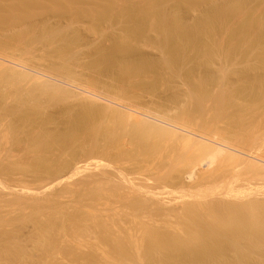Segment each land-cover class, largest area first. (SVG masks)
I'll list each match as a JSON object with an SVG mask.
<instances>
[{
    "label": "bare ground",
    "instance_id": "obj_1",
    "mask_svg": "<svg viewBox=\"0 0 264 264\" xmlns=\"http://www.w3.org/2000/svg\"><path fill=\"white\" fill-rule=\"evenodd\" d=\"M223 1H224L223 4L222 3L218 4V0H0V58H1V56H7L8 58H11V59L13 58L14 60L16 59L17 61H19L20 62V63L18 62L19 64H21V63L32 64L34 68H38L42 71V72L41 71H38V72H41L43 74L45 73L46 75L49 72L48 70H50V72L52 71V68H53V70H55V68H56V69L68 71L69 75L72 74L74 76L73 80L76 79L75 77L80 76L78 74V70H76L75 68H77V67L79 68V64H81L80 65L81 67L79 69L86 70V72H88L89 74L92 71H97L98 73H100L101 76L104 75V76L110 77L109 78L110 82L108 84H106L105 81H103L104 83L100 84L101 81H100V79H98L99 78L98 76H97L98 78L91 77V80H89V79L88 80L90 83L92 82L93 85L95 84L96 86L106 84L105 87L107 86L108 90H105V91L114 93L115 94L114 97L117 98V100L120 101V103L121 102L124 103V100L126 99V101L128 100L129 102L131 100L132 101L134 100L133 102H137V104L139 101H140L139 104L140 103L144 104L146 101L141 102V100H140L141 94L143 92H146V91H147L146 93H148V91H149L148 94L151 93V95H152L155 92L157 94V96H156V94H153L154 95L153 97L154 98H156V97L160 98L161 95L159 93L160 96H158L157 89L161 83H165V81L161 79L162 77H160L159 71L156 70V69H158L157 68L158 67L157 61L158 62H160V61L159 60L154 61L155 56L153 58H151L152 56H148L147 54H145L144 50L146 48L144 49V47H148V49H150V48L157 49V51L159 52V55H158L159 57L165 58V59L168 58L169 62L172 65L179 67V69H180V67L184 68L186 78H184V77L183 78L180 77V78L184 79L186 81L189 80L190 76L191 77L195 76L198 72H201V73L205 72V74H206L207 73L206 71L210 70L209 69L210 66H212L214 64V62L216 63V61L218 60L217 58H219V60H220L221 56H219V55L223 51L225 54L222 53V56L224 54V55H226L225 58L227 57V59H225V61L227 60L228 62H230L229 60H231V63H229V64H233L232 59H234V61L236 63L237 62L239 63V61H241L243 63V60L246 59L247 65L249 64L247 68L246 67L243 68V69L246 68L245 70L242 69L244 72L241 70L242 71L241 80L243 78V80L241 81L242 84L240 85V83H239L240 80H239L238 81L239 85L236 84L237 85V87H236L235 83H234L235 86L231 85L233 83L232 82L230 84V86H232L230 88L231 90H228L230 92L226 93V95L228 94L227 98H226L225 94L220 93L222 95H225V97H224V98H226L225 101H228V102H226L225 105H223L224 102H223V104H220L217 102L218 106L216 108H219L221 113L218 112V109L216 110L217 112L216 111L215 112L218 114L220 113V115L222 114L224 116L228 112L227 111L228 106H226L227 103L229 105V108L234 107L233 112L232 111L228 112V115H227L228 120H226V121L223 120V119H226V117L224 116V118H223V116H221L222 117L221 119L223 120L224 123L223 122L220 123V121H222V120H220V118H218V117H220V116H218V114H217L218 117H215L214 121L212 120L213 118H211L212 116L210 117V115H212V114H210L208 116L209 118H211L210 121L212 120L213 122H216L215 121L216 118H218L220 121L217 120L218 124L216 123L217 124L216 126H212V125H215V123L214 124L210 123V124H212L210 126L209 125L210 121L208 120L209 118L207 117V120H208L207 126L208 127L206 125H204V123L206 124V118L205 117H206L207 113H209V112L206 111L207 112V113L205 112L206 115L205 114H202L203 116L200 115L202 112H204L203 111L204 109L201 108V107H203L202 106L203 104L200 107L199 106L200 103L196 104L199 107L198 106L196 107V105H195V107L197 109L201 108L202 112H201V110L199 111V109L197 110L193 107H191V109H190L189 108L190 102L188 100L189 99L188 97H187L188 99L186 100L187 102L186 101L184 102L185 104L188 103L187 104V105H189V106H187L188 109L182 101V103H183L182 107L181 108L179 107V110L178 109L175 110L176 112L174 111V114L171 113L173 110H171L170 107H169V109L171 111L169 109L165 110L166 106H169L171 103H172L171 105H173L174 102H176V107H177L178 102L175 101V100H177V97H175V95H173V96L171 95L172 96L171 98H167L168 101H170L169 105H165L164 101L162 103V101L160 99L163 100V98H160L158 102L155 101V103H158L157 107H155L156 105H154V107H153V108H155L154 109L155 113L150 111V107L153 106V103L150 104L151 102H147V103H149L148 104L149 107L146 105L147 103L144 105L143 104L137 105V106H140V108H144L145 105L147 106V108H149V110H147L145 107V109H142V112H141L140 108L134 109L135 108L134 105H133L134 107H132V105L130 104V107H128L129 106L128 104L127 105H126V103L124 104V107L126 106V108H129L130 112H132V111H133L132 113L139 112L138 114H140L142 116L145 115L143 118H147V116H150V118L154 117L151 119L153 121H155L156 123L153 121H150V119L149 120L148 119L147 120L142 119V117H140V115H138L139 117H136L137 115L132 116L130 113L126 114L127 111H124L125 113L121 112V111L119 112V110L116 111V110L111 109L110 107H104V106H100V105H96L94 103H91V104L83 105V109L78 111V112L73 111L72 109H74V108L68 109L65 112V114L67 116H69L68 118H70V119L66 121V124L64 125V127L59 128V130L57 131L56 136H55V138L57 139V141H56V139L54 140L53 139L54 137H52L53 134H50V136H47L46 133H44L45 127L50 125L49 123L54 122V119H55L54 115L47 114L45 109H46V107L48 108V104H49V102H51V101H49V99H51L50 97H53V95L54 96H56V95L60 96L61 95L62 98H64L65 96L66 97L68 96V98H69L70 95L69 94L67 95V91L65 92L64 90L60 89L59 87H55L53 85L51 87L49 85L45 86L44 85L45 83L42 84L40 81L43 77H40L37 79L36 77H34L35 75L31 76L30 73L27 74L26 72L24 73L23 71H20V70L19 71L14 70V68H9L10 66H5L1 62H0V89H1V91H0V108L4 109L6 114L11 113L20 122H22L24 124H28L29 126H32V127L35 126L36 127L38 125L37 122H40L42 125H44V127L40 129L41 131L38 132V133H41L42 136L40 137V134H38V135L36 134V136L34 138L35 139L37 138V139H36L35 143L33 144V146L32 147L30 146L31 147L30 151L32 152V154L34 153L37 155L39 152L38 153L35 152L36 151L35 147H37L39 149V151L41 148V149H43V151H46L49 154V152H48L49 149L53 150L54 148H58V147L62 148L63 146H65L67 144L71 145L72 143L73 144L81 143V142L85 141L86 139H88V137L92 138L93 135L98 134V136L103 135L107 139H109L110 141L114 142L113 144L116 145L117 149H120L119 150L120 152H121V150H123L124 152H127L128 154L130 153L132 156L137 157L138 161L136 162L135 165H138L137 163H139V165H141V168L143 167L145 169L146 166L150 162H153L154 157H155L154 154H156L155 152H158L159 149H163L162 147L164 146V144H163V146H160L161 143H165V144L167 143L166 146H169L170 144L172 145L173 142H176V143H174L175 145H178V143H179V146L181 145V143H184L185 145L184 144H182V145L186 149L183 148V149H185V150H183L182 145L179 147V149L181 148L184 152L180 149L181 150L180 155H182V156H181V158L178 159V162H177L178 164L176 163L177 165L173 166V168L177 167V171L180 173L177 175L178 179H180V178H181V180L182 179L183 180L189 179V182H190V180H192V183H193V180H196L198 177H200L201 173H204L203 175L205 176V175H207L206 174L207 170L210 171L209 169H211V167L215 168V166H218V165L220 167L222 163L224 164L223 160L226 161L231 156H233L232 158L235 157L234 161L236 160V157L238 159H240L239 157H241V156L239 154H237V152L235 150H237V148L240 147L239 144L243 143V142H241L244 138V137H242L243 135H241V134H243V132L241 134H239V133L242 130L244 131V129L247 130V128H245V127L243 129L244 124L242 121L245 118V123L247 122L246 121L247 115L251 116V117L248 116L249 117L248 120L252 119L251 121H253L254 118H252V116H253L252 114H253L255 109L250 108V107L247 108V107L243 106V104H242V107H240V104L238 103L239 100H237V95L240 93L243 94V96H244V94H245V96L249 95L250 96L249 98L251 100L250 103H254V102H252V99H253V101H255L256 105L258 104V101L260 98L264 99V97L262 96V95H264V10L261 9L262 11H260V10L258 11L257 9H254V8L249 9V7L251 5L249 7H247L246 2L243 0H223ZM170 3H171L172 8L174 7L175 10L168 13V11H166L165 9H167L166 5L170 4ZM201 3H204V4L206 3L209 6L208 7L209 11H205V12L201 13V15L198 18H196L197 20L194 23L186 22L184 20V18L181 15H179L176 11L178 9H183V8H189V9L196 8L197 5H200ZM233 16L238 17V18L235 17V19H234V21L236 19H238V22L234 27L232 25L231 28H228L227 27V25L229 24L228 18L233 17ZM234 21L232 23H234ZM49 23H51V24H49ZM74 25L76 28L74 27V29H71V31H69V32H72V34L70 35V33H69V36L65 35L64 30L66 31V29H67V28L65 29V27H69V26L71 27ZM77 26L82 31L78 32L77 29H79V28ZM225 26L228 28V30ZM70 27H69V29H70ZM223 27H225L227 32H228V34H226V32H225L226 36L224 34V36L227 40V44L225 47H223L221 44H220L221 46L219 44L217 45L218 42L216 41V38L219 37V33L223 30ZM62 32H64V33H62ZM66 32L68 34V31H66ZM105 32H108V36L106 35L107 38L104 37V38H106V42L102 46H100V47L96 46L95 49L92 50V52H90L91 50H87L90 53L87 51H86V53H82L84 55L83 60L80 63L78 61V65L75 61H77L79 59L74 61L76 64L74 62H70V61L74 60L73 57L75 55H76L75 58L80 57V55H78L79 56L78 57L77 54H75L78 49L79 50L81 49V48H78V43L80 41H82V40L85 41L84 39H87L91 36H96V35L98 36L100 34L103 35V34H105ZM36 47L37 48L39 47V48L37 49ZM33 48L37 49V50H34ZM83 49H81V50L83 51ZM79 50L77 53H79L81 51V50L80 51ZM150 50H153V49H150ZM218 52L220 53L219 55L217 54ZM236 56L240 57L239 61H237V59H239V58H236V60H235L234 57H236ZM80 58H82V55ZM161 58H159V59H161ZM241 58L243 60H241ZM155 60H156V57H155ZM166 61H167V59H166ZM72 63H74L77 66L75 67ZM244 63H246V62H244ZM171 64H170V66H171ZM160 65H161V63H160ZM72 66H74L75 68ZM230 66L232 67V65H230ZM231 71H232V74H234L233 73L234 68H232ZM80 72L81 71H79V73ZM234 72H237V71H234ZM226 73L229 74V72H226ZM238 73H241V72H238ZM238 73H236V74L238 75ZM236 74H234V75H236ZM48 75H50V73ZM72 75H71V77H72ZM208 76L203 77V78H205L204 79L205 82L202 81L203 84L205 83L204 85L202 83H200L201 84V89H200L201 92L200 93H204L203 96H205L206 94L207 95L209 94V88L211 87V86L209 87V85H210L209 83L215 82V81H213V79L216 80V78H212V77H210V76L208 77ZM51 77H54V76L51 75ZM65 77H67V76H65ZM107 77H106V79H107ZM239 78L240 77H238L237 79H239ZM75 82L77 83L76 80H75ZM158 82H160V84ZM92 83H91V85H92ZM206 83H208V84L206 85ZM166 84H167V82H166ZM221 84H223V83H221ZM222 87H223V85L221 86V88ZM227 87H228V85H227ZM226 91H227V89H226ZM244 91H246V92H244ZM140 92H142V93L140 94ZM242 92H244V93H242ZM200 93H199V95H201ZM211 94H213V93H211ZM37 95L39 97H37ZM50 95H52V96H50ZM108 95H110V94H108ZM111 96L113 97V95H111ZM142 96H145V95H142ZM192 97H195V96H192ZM196 97L198 99H195ZM196 97L193 98V100H195V101L198 100L197 102H199L200 100L203 99L202 100L203 103L207 104V102H204L207 99L206 96H205L206 99H205V97L201 99L199 97H202V96L198 97V95H196ZM211 97H212V95H211ZM220 97H222V96H220ZM10 98L12 99V101H8V100H11ZM123 98H125V99L123 100ZM216 98H217V96H216ZM212 99H214V97ZM219 99H221V98H219V95H218V100ZM171 100H173V102H171ZM118 101H116V102H118ZM262 101H260V103ZM6 102L10 103L11 105L6 106V104H7ZM159 102L162 103V105H165L164 110L162 109L163 107L161 105H159ZM197 102H195V103H197ZM214 102H216L215 99H214ZM214 102H212V104ZM193 103H194V101H193ZM166 104H167V102H166ZM249 104H248V106H249ZM184 105L186 108L183 107ZM208 105H209V103H208ZM213 105H212V108H213ZM219 105L221 108L219 107ZM221 105H223L224 108ZM230 105H231V107H230ZM20 106H23L24 109H21ZM193 106H194V104H193ZM144 110H146V111L144 112ZM151 110L154 111L152 109V107H151ZM168 110L170 111L169 113H171V114L168 113ZM209 110H212V109L210 108ZM215 112H214V114H215ZM198 115L201 117V119H202V117H204L205 119L204 118L203 119L205 120V122L202 119L203 120L202 121L203 123H202L201 119L197 117ZM105 116L108 117L109 119H111L110 121H111V123H113L111 125H113V126L112 127L108 126L109 128L105 127L103 129H100L99 127H97L98 126L97 123L99 122V119H101L102 117H105ZM241 116H243L242 119H240ZM38 117H40V120L38 119ZM254 117H255V114H254ZM196 118L200 119L199 122H201V123H198V121L196 122ZM255 118H257V117H255ZM253 122H251V123H253ZM239 123H241L240 126H242L241 129L239 130L240 132L238 133L239 135H241V140H240V138H237L238 137L237 133H236V135H237L236 138H235L236 135L231 134L232 129H231V131H229L232 126L233 127H234V125L237 126V124H239ZM249 123H250V121H249ZM198 124H200V125L203 124L202 129L197 128V127H199ZM29 126H28V131H29ZM203 126H205V127L203 128ZM247 126L248 125H246V127ZM252 126H253V124H252ZM24 129H27V128L24 127ZM235 130H236V128H235ZM33 131H34V129H33ZM33 131H32V133L34 134V132H36L37 129L34 132ZM228 132H231L230 134L232 136L231 135L228 136V134H227ZM257 135H259V134L257 133ZM4 136L5 137H3V139H1L2 141H4L5 139H7V137H9V136L6 137V134ZM95 138H96V136H95ZM251 139H253V138H251ZM255 142H257V141H255ZM168 143H170V144H168ZM245 144H247V143H245ZM254 144L255 143H253L252 145H254ZM159 146H160V148L158 149ZM249 148H250V144H249ZM239 149L241 150V147ZM95 150H96V148H95ZM180 150H177V151H180ZM249 150H251V149H249ZM57 152H59V151H57ZM261 152H262V150H261ZM39 154H41V153H39ZM172 157L174 158V155H172ZM258 158H260V157H258ZM230 159H228V160L231 161ZM135 160H136V158H135ZM240 160L244 161L242 158ZM253 160L254 159H251V160L248 159V160H246L247 162L244 161L245 164L242 161H239V162H241V164L245 165V166H243V167H245V169L242 168L238 172L245 170L247 173H249V172L251 173V172L257 170L260 173L262 171L261 169L264 170V166H260V164H258L259 162L256 163ZM262 160H264V158ZM127 161H125V162H127ZM175 161L176 160L174 159V163H175ZM234 161H233V163H234L233 165L236 164ZM260 163H262V162H260ZM151 164L152 163H150V165ZM239 164H237V165H239ZM100 165L102 166V165H106V164H104L101 160L95 162V167L96 166L98 167ZM8 166H10V164ZM155 166H157V165H155ZM239 166L242 167V165H239ZM3 167L5 168L6 166H3ZM138 167H140V166H138ZM78 168L75 170L76 172L74 171V173H72L73 176H74V174L78 175V173H77ZM86 168L87 167L85 165L84 168L81 170V172L83 170L86 171ZM152 168H153V166L151 167L150 170H152ZM237 168H239V167L237 166ZM112 170H114V169H112ZM153 170H154V168H153ZM103 171L105 172V170H103ZM236 171H235V174L237 173ZM140 172H141V170H140ZM158 172H159V170H158ZM164 172H166V171H163L162 174ZM246 172H242V173L247 174ZM258 172H256V173H258ZM145 173H146V171H145ZM159 173H161V172H159ZM183 173H184V176L182 175ZM262 173H263V171H262ZM142 174H144V173H142ZM164 174H166V173H164ZM251 174H253V173H251ZM106 175H107V173H106ZM248 175L250 176V174H248ZM254 175H255V172H254ZM159 176L160 175H158V177ZM263 176H264V174H263ZM67 177H69V176H67ZM86 177H88V176H86ZM242 177H244V176H241V178ZM70 178H74V177H72V175H71V177L66 178L65 181H68ZM120 178H121L122 182L126 185L127 188L130 186L132 179H134V180L136 179L138 181V177L137 178H132V177L128 178V176H127V178H126L125 174L123 177L120 176ZM139 178H141V176H139ZM151 178H152V176H151ZM159 178H162V176H160ZM63 179H62V181H63ZM99 179L100 178H98V180ZM123 179L126 181H123ZM92 180H93V178H92ZM98 180H96V181H98ZM134 180H132V182H134L132 184H135V186L137 184V186H138L139 183L137 181L135 183ZM74 181H78V180H74ZM103 181L105 182L104 179H103ZM61 182L59 181V184ZM107 182H108V180H107ZM110 182H109V184H110ZM20 183H21V181H20ZM43 183H46V182H43ZM64 183H65L64 185H66V182H64ZM70 183H71V181H70ZM140 183L142 184V181ZM23 184H25V183H23ZM61 184H63V183H61ZM80 184L82 186V183H80ZM98 184L101 185L102 183L101 184L98 183ZM182 184H184V183H182ZM22 185H21V188H19V192L21 191L22 193L24 192L26 194L27 193H29V194L35 193L34 189L31 188L32 185H31V187L30 186L29 187L22 186ZM57 185H58V183H57ZM84 185H85V183H84ZM249 185H250V183H249ZM4 186H6V184ZM51 186H53V185H51ZM135 186L133 188L137 189V190L147 189L146 187L140 189V187L142 185L138 186L139 189ZM6 187H9V186H6ZM143 187H144V185H143ZM70 188L71 187H69V189ZM78 188H79V186H78ZM78 188H75V189H78ZM96 188L97 189L95 191H93V195L95 197V200H97V198H99L101 196V193H103L104 191H106V192L108 191V189H104V187L103 188L102 187H99V188L96 187ZM11 189H13V188H11ZM44 189H45V187H44ZM90 189H91V187H90ZM122 189H124V187ZM78 190H79V192H78L79 196L78 197L76 196L77 190L76 191L73 190V191H75V193L74 192L73 193L77 198H79L80 201L85 200V199L86 200L91 199L89 197V196H91V192H92L91 190H89L91 192L88 191L89 192L88 195H87L86 191H85V193H83L84 192L83 189H78ZM80 190H81V192H80ZM14 191H16V190H14ZM50 191H51V188H50ZM68 191L69 190H67V192ZM71 191H72V189H71ZM148 191L149 190H146L145 192L143 191L141 193H146V194L148 193L151 196L152 195H154V196L158 195L157 192H153V191L148 192ZM64 192L65 191H63V193ZM108 192H107V194L104 192L105 193L104 195H106V196L108 195V198H110L111 193L109 192V194H110L109 195ZM163 192H165V191H163ZM37 193L38 192L36 189V194ZM121 193H123V192H121ZM69 194H68V196H69ZM237 194L238 193H235V195H237ZM121 195L114 194V196H118V197L120 196L121 198H124V200H122V201H127V199L130 201V199L133 198V197L131 198V196H132L131 194H130L131 195L130 197H129V194H128V196L127 195L123 196V194H121ZM230 195H232V194H230ZM235 195H233L234 199H235ZM60 196H62V195L60 194ZM114 196L112 195L111 197L113 198ZM22 197H24V196H22ZM104 197L105 196H102L101 198H104ZM101 198H99L98 200H100ZM144 198H146V196ZM19 199H18L17 203L20 205H18V204L16 205V202L12 201L13 202L12 205L13 206L16 205V207L14 206V208H12L13 210H15V208H17V206L18 207L22 206L23 208L25 206L24 209L29 208V207H26V204L28 203V202L26 203V201H30L27 204L28 206L31 205L30 209L32 207V209L34 210L35 206H40V208L44 207L42 205L44 199L40 202H38L39 200H37V202H36L35 201L36 199L35 200L33 199V202H31L32 199L31 200L26 199V201L25 200L23 201L22 200L23 198L20 200ZM52 199H54V198H52ZM74 199H76V198H74ZM234 199H233V201H234ZM98 200L96 202H98ZM106 200H108V199H106ZM135 200L136 199H134V201ZM248 200H250V199H248ZM56 201H57V199H56ZM56 201L47 199V202H46L47 204L44 203V205L46 204L45 208L48 207V204H50V206L48 207V209L50 211L49 210H48V212L46 211L48 214H45V215H48L47 216L48 218H44L45 216H43V217L41 216V214L46 213L43 211L45 208L44 209L39 208V211L42 210L40 212L41 214L38 213L39 212L38 207H36L37 210L36 209L34 210V212H37V213H33V211L30 212L31 213L30 215L31 216L35 215L37 217V218L35 217L36 221L38 223H40V224H37L39 227H38L37 233H35L34 243H36V244L34 246L37 245L36 250L49 252V251H51L50 247L53 243H56V245H57V243L59 241H60V243L62 241L61 246H63V248H65V249L67 248V249L71 250L73 252L72 253L73 256L75 257L74 259H76L77 257H81V259H83L85 261V264H86V262H87V264H100V263H103V264H119L123 260H120V262L117 263V262H115V259L118 258V256L121 254H123L122 255L123 257H124V254H126V256H128L129 258L131 257V259L132 258L136 259V262L139 261L141 263L142 261L145 262L148 260V261H152L155 264H244L245 260L244 261L241 260L243 262L242 263V262H240V258L245 259L246 257H249L248 259H250V258H252V255L250 257V253H252L253 256L255 255L254 252H256V254L259 255V257L264 256V248L260 247V245H262L261 242H264V207L262 208L259 206L261 208V210H260V212H258L259 210H257V213H256V211L253 210V208H254L253 206H252V208L248 207V209H252V211L249 210V213H248V211L246 212L247 208L245 207L246 208V210H245L244 207H242V205H241V207L243 208L242 212H244V214H245V215H243L240 207L236 206V205H240V204L238 202H236L238 204H236V203L233 204V201L230 200L229 198H228V202H226L225 200L222 201V202H225V204L227 206L224 203H222L221 201L220 202L214 201L211 203H209L207 201H206L207 203H205V202L204 203H202V202L197 203L196 202L194 204L193 203L189 204L190 203L189 202L188 204L190 206L186 208L187 209L186 211H184L187 214L185 215V213H183V211H182V213L180 214L179 220L177 219L178 221H176V220H175L176 222L171 221V218H169L170 219L169 220L165 216L163 221H161V219H160V223L158 222L159 226L161 223L163 224V225L161 224L162 227H158V225L154 227L156 220H157V219L156 220L154 219V221H152V223L155 222L154 225H149L150 229H151L150 232H149L150 229L148 231L147 230L143 231L141 228V231L146 233V234L144 233V237H145L144 238V237H139V235H141L142 232L138 231L141 234L138 233V235H137L136 230L134 232V230L131 229L132 227H127V225H125V223H124L126 220L122 223L123 226H117L114 219H113V221H114L113 223H115V224L112 223V225H111L110 223H108V221H110V220H108V221L107 220L105 221L104 219L101 220L102 217L99 219V217L98 218L94 217L93 214L91 216L90 212L92 211L91 210L92 206L90 205V203L84 204L82 206V204H81L82 202H79L81 204V206L78 203V206H76L69 213L68 212L69 207L68 208H63L65 206L60 207V206H58V204H55ZM85 201H84V203H85ZM108 201L111 202L110 200H108ZM129 201H127V202H129ZM229 201H232L231 207L229 206L230 205ZM106 202L107 201H105V203ZM142 202H144V201L142 200ZM243 202H244V200H243ZM32 203H34L35 205ZM102 203H103V201H102ZM245 203L246 202H244V205H245ZM52 204H55V206L53 205L54 206L53 207ZM118 204L120 205V203H118ZM134 204H135L134 207H137V208H138V205L139 206L141 204L144 205V203H141V202L139 203V200L138 201L136 200V202H134ZM249 204L250 205H248V206L253 205V204H251V202H249ZM73 206H75V205H73ZM90 206H91V208H90ZM97 206H99V205H97ZM106 206H108V205H106ZM254 206H255V204H254ZM262 206H264V204ZM22 207H20V208H22ZM50 207H52V209H50ZM83 207H85V208H83ZM144 207H145V205H144ZM100 208H102V207L100 206ZM100 208L98 210L101 212ZM117 208H120V207H116V209ZM202 208L205 209L203 213L201 211ZM12 209H10V210H12ZM24 209H21V210H23L25 212H26V210L28 211V209H26V210H24ZM120 209H118V212H120ZM198 209H200V212L203 215L201 217H198L199 219L197 220L195 218V216H198V214H196ZM45 210H47V208ZM65 210H68V211H65ZM16 211H18V210H16ZM114 211H115V209H114ZM205 211L207 214L204 216ZM0 212L2 213V211H0ZM86 212H87V214L89 213L90 216H87V217L84 216L86 218L81 219L83 217L84 213H86ZM93 212H95V210ZM118 212L116 211L117 214H119ZM79 213H83L82 217L80 216V218L78 217ZM105 213H106V211H105ZM105 213H104V215H105ZM121 213H124V212L121 211ZM26 214H28V213L26 212ZM59 214H64V215L67 214V217L65 215V217L64 216L62 217V221L60 220L61 221L60 227L62 228V230H60V231H64V235L67 236L66 238L65 237L62 238V235L57 233V231H58V229H57V223L58 222L57 221L59 220L57 217H60ZM139 214H143V213H139ZM139 214H137V215H139ZM137 215H134V216L132 215L133 216L132 220H134L136 223H138V226L135 223L136 229L138 227H142L143 225L146 226L149 224V223L147 224L143 220V218L145 219V217H147L148 214H147V216H145L143 218H141L140 216H137ZM192 215H194V216H192ZM114 216H116V215H114ZM0 217H1V215H0ZM110 217H112V216H110ZM119 217H120V219H122L121 218L122 216L119 215ZM162 217H163V215H162ZM171 217H172V215H171ZM192 217H194V218H192ZM160 218H161V216H160ZM56 219H58V220L56 221ZM107 219H109V218L107 217ZM165 219H167V220L164 221ZM21 220H23V219H21ZM128 222H126V224ZM5 224H6V221L0 218V257L2 255H4V253L6 251L10 254V252L12 251V248H13L12 254H10V256L12 257V259H14V263H16V261L19 263V260H23V261L26 260V255H30V254H28L27 251H24L26 249L25 248L26 245L24 246V249H23L22 248L23 245L20 243L21 241L19 242V240H18L17 242H19V244L22 246L18 245V243L16 244L17 238L16 239L14 238L15 242L9 240V238L6 237V235L8 236V234L1 232L2 230H4L2 228H4ZM130 224L131 223H129V226H130ZM132 224L134 226L133 221H132ZM7 225H9V223H7ZM10 225H12L11 222H10ZM91 226H95L98 229V230L95 229L97 232L100 230L99 234L101 233L102 237H100L99 239L104 238V240L102 239L103 243L108 242L109 244L111 243L113 245L112 248L114 247L113 250L116 251V252L114 251L115 253L114 252L112 253L113 255L110 254V251H108L111 248L106 247V250L108 252L105 251V249H104L105 244L103 245L102 242L101 243L104 247L101 245L103 248L102 247L100 248V245H99L100 242L98 244V242H97L98 240L96 241L97 246H96V244H94V247L92 245L93 249L92 248H88V249L85 248V247H90V246H87V244H89L91 241L90 242L86 241L89 238V236H88V238L86 239V234H89V233H86L85 235H84V233L89 231V229L92 228ZM113 226H115L114 227L115 229H113ZM145 226H143V229L145 228ZM16 227H18V226H16ZM163 227H164V229H163ZM10 228H11V226H10ZM147 229H148V226H147ZM113 231H115V232H113ZM4 234H6L5 237H4ZM60 236H61V238H60ZM141 238L144 239V241H146L145 247H147V248L142 246L143 241ZM235 242L238 244L244 243L245 245L243 247H240L239 248L240 250H239L238 249L239 246H236ZM147 243L149 244V246H147ZM223 243H224V245L222 246ZM227 243H230V244L234 243L235 246L233 245L234 246L233 248L236 250L235 251L236 254H237V252L241 251L240 252V253H242L241 255L242 256L245 255L244 256L245 258H242V257H240L241 255L240 256L238 255L240 257V258H238V256H237L239 262L238 261L236 262L235 261L236 259L233 261V258H235V256H230L232 254L227 253V251H228L227 249H229L228 247H226ZM143 245H144V243H143ZM14 248H16L15 250H18V251L14 252ZM52 248H54V247L52 246ZM59 249H60V247H59ZM86 249L88 250L87 253H85ZM36 250H34L35 253H36ZM53 250L55 252V248ZM113 250L111 249V252ZM34 251H32V252H34ZM119 251H121V253H117ZM7 252L5 254H8ZM13 252L15 253L14 255H13ZM48 252H47V254H48ZM54 252H53V254H54ZM260 254L262 256H260ZM50 255L52 257V253L49 254V257H50ZM58 255H60V254H58ZM22 256H24V257H22ZM31 256H33V254ZM31 256H30V260H31V258H32V260H35V259H33L35 257H31ZM70 256H72V255L70 254ZM126 256H125V258H126ZM4 257H5V255H4ZM228 257H230V258H228ZM8 258H9V255H8ZM1 259L4 260L5 258H3V257L0 258V261H1ZM56 259L58 260V258H56ZM47 260H49V258ZM125 261H126V259H125ZM246 262H247V260H246ZM262 263L264 264V262H262ZM262 263H260V264H262ZM8 264H9V262H8ZM39 264H41V263H39ZM74 264H76V263H74Z\"/></svg>",
    "mask_w": 264,
    "mask_h": 264
},
{
    "label": "rangeland",
    "instance_id": "obj_2",
    "mask_svg": "<svg viewBox=\"0 0 264 264\" xmlns=\"http://www.w3.org/2000/svg\"><path fill=\"white\" fill-rule=\"evenodd\" d=\"M243 1H245L246 2V6L247 7H249L250 5V7H249V9H252V8H254V9H257L258 11L260 10V11H262V10H264L263 8H264V0H243ZM219 3H224V1L223 0H218V4ZM254 3V4H253ZM209 6L205 3H201L200 5H197V7L196 8H192V9H189V8H183V9H178V10H176L177 11V13L179 14V15H181L183 18H184V20L186 21V22H188V23H194L197 19L196 18H198L200 15H201V13H203V12H205V11H209V8H208ZM257 7V8H256ZM261 7V8H260ZM166 8L167 9H165L166 11H168V13H170V12H172L173 10H175L174 9V7L172 8V6H171V3L170 4H167L166 5ZM260 8V9H259ZM262 9V10H261ZM201 11V12H200ZM235 17H237V16H233V17H229L228 18V22H229V24L227 25V27L228 28H231L232 27V25H233V27L237 24V22H238V19H236L235 21H234V19H235ZM238 18V17H237ZM234 21V23H232ZM49 24H51V23H49ZM66 26V25H65ZM68 26V25H67ZM230 26V27H229ZM70 27V26H69ZM69 27H65V29H66V31H68V34H67V32L64 30V32H62V33H64L65 35H68L69 36V33H70V35L72 34V32H69V31H71V29H74V27H75V25L74 26H71L70 27V29H69ZM78 27V26H77ZM226 27V26H225ZM225 27H223V30L219 33V37H217L216 38V41L218 42L217 43V45L219 44H221L223 47H225L226 46V44H227V40H226V38H225V36H226V34H228V32H227V30H228V28H227V30H226V28ZM76 28V27H75ZM79 28V27H78ZM80 29V28H79ZM79 29H77L78 30V32H80V31H82L81 29L79 30ZM106 31V30H105ZM108 31V30H107ZM109 32V31H108ZM108 32H105V34H103V35H96V36H91V37H89V38H87V39H84L85 41H80L79 43H78V48H81V49H83V51L81 50H79L80 52L79 53H77L78 52V50H77V52L75 53V54H77V56L78 55H80V57H81V55H82V58H80L79 56V58H75V56L73 57L74 58V60L73 61H70V62H74L75 60H77V59H79V60H77V61H75L76 63H77V65H78V61H79V63L83 60V54L82 53H86V51L87 50H91L90 52H92V50H94L95 49V47L97 46V47H100V46H102L105 42H106V35L108 36ZM225 32H226V34H225ZM107 33V34H106ZM110 33V32H109ZM224 34H225V36H224ZM104 37H106V38H104ZM105 40V41H104ZM225 43V44H224ZM85 44V45H84ZM213 44V43H212ZM220 45V46H221ZM93 46V47H92ZM32 47V46H31ZM30 47V48H31ZM34 47V46H33ZM35 48V47H34ZM33 48V49H34ZM37 48V47H36ZM39 48V47H38ZM37 48V49H38ZM93 48V49H92ZM146 48V49H145ZM32 49V50H33ZM37 49H34V50H37ZM144 52H145V54H147L148 56H152L151 58H153L154 56L156 57V60H155V57H154V61H157V60H159L160 62H158L157 61V68L158 69H156L157 71H159V73H160V77H162L161 79L162 80H164L165 81V83H161L160 84V82H158L160 85L158 86V89H157V93H158V96H160V98H163V100L162 99H160L159 97H156V98H154L153 96V94H156L155 92L151 95V93L150 94H148L149 93V91H148V93H146V92H140V94H141V102H145L144 104H146L147 102H151L150 104H152L153 103V106H151L152 107V109L154 110L155 108H153L154 107V105H156L155 107H157V104L158 103H155V101L156 102H158L159 101V99L162 101V103H163V101H164V103H165V105H169V102L170 101H168V99L167 98H171L173 95H175V97H177V100H175V101H177L178 103H177V107H176V102H174V104L173 105H169V106H166L165 107V110H167V109H169V107H170V109L171 110H173L171 113L172 114H174V111L175 110H179V107L181 108L182 107V104L188 99L189 100V102H190V106L189 105H187V104H185L186 105V107L187 106H189V108L191 109V107H193V108H195V109H197L196 107L198 106V105H196V104H198V103H200V107H201V105L203 106V107H201V108H203L204 110V112H202V110H201V108L199 109V111L201 110V114L200 115H202V114H205V112L207 111V112H209V113H207V115H206V124L204 123V125H208L207 124V122H208V120L210 121V119L211 118H213L212 120L214 121V119H215V117H218V116H220V117H218V118H220V120H222L221 118V116H223L222 114L220 115V110H219V108H216L217 106H218V104H217V102L218 103H220V104H223V102H224V104L223 105H225V103L226 102H228V101H225L226 100V98H227V95H226V93H228V92H230V91H228V90H231L230 88L232 87V86H230V84L231 85H233V86H235L236 84H238L239 85V83H240V85L242 84V80H243V78H242V80H241V77H242V71L243 70H245L247 67H248V65H247V60L245 59V60H243L242 58H241V60H243V63L244 62H246V63H242L241 61H239L240 60V57H238V56H236V57H234L235 58V60H236V58H239V59H237V61H239V63L237 62H235L234 61V59H232V63L233 64H229V63H231V60H229L230 62H228L227 60L225 61V59H227V57L225 58V56L226 55H224L225 53L222 51L221 52V54L218 52L217 54L219 55V56H221L220 57V60H219V58H217L216 60V63L214 62V64L212 65V66H210V70L209 71H206L207 73L205 74V72H198L195 76H190L189 77V80H184V79H181V78H186V76H185V72H184V68H182V67H180V69H179V67H176V66H174V65H172L170 62H169V60H168V58H166L167 59V61H166V59L165 58H161V57H159L158 55H159V52L157 51V49H154V48H150V49H153V50H150V49H148V47H144ZM40 50V49H39ZM155 50V51H154ZM157 51V52H156ZM87 52H89V51H87ZM89 52V53H90ZM222 53H224L223 54V56H222ZM159 58H161V59H159ZM81 59V60H80ZM165 61V62H164ZM0 62L2 63V64H4L5 66H10L9 68H14V70H20V71H23L24 73L26 72L27 74H29L30 73V75L31 76H34V77H36L37 79L38 78H40V77H43L40 81H41V83L42 84H44L45 86L46 85H49L50 87L53 85V86H55V87H59L60 89H62V90H64L65 92L67 91V95L69 94L70 96H69V98H68V96L65 98H62L61 97V95L60 96H58V95H56V96H54L53 95V97H50V96H52V95H50L49 97L51 98V99H49V101H51V102H49V104H48V108L46 107V109H45V111H46V113L47 114H52V115H54V122H52V123H49L50 125H48L47 127H45V131H44V133H46V135L47 136H50V134H53L52 135V137H54L53 139L55 140L56 138H55V136H56V133H57V131L59 130V128H61V127H64V125L66 124V121L67 120H69L70 118H68L69 116H67L66 114H65V112L68 110V109H72V108H74V109H72L73 111H76V112H78V111H80V110H82L83 109V105H85V104H91V103H94V104H96V105H100V106H104V107H110L111 109H113V110H116V111H118L119 110V112L121 111V112H124V111H127L126 112V114L127 113H130L132 116H136V117H139L138 115H140V114H138L139 112H137V113H132V112H130V109L129 108H126V106L124 107V104L126 103V105L128 104L129 106L128 107H130V104L132 105V107H134L135 106V108L134 109H136V108H140V106H137L138 104H139V102H138V104H137V102H133L132 100L129 102L128 100V102L126 101V99L125 98H123V100H124V103H120V101H118L117 100V98H115L114 96H115V94L114 93H112V92H108V91H105V90H108L107 89V86L105 87V85L106 84H108L109 82H110V80H109V78L110 77H107V76H104V75H100V73H98L97 71H92L90 74L88 73V72H86V70H83V69H79L81 66V64H79V68L77 67V68H75L77 65H75L74 63H72L74 66H72V67H74L76 70H78V74L80 75H78L79 77H75L76 79V81H77V83L75 82V80H73L74 78V76L72 75V74H70L69 75V72L68 71H64V70H61V69H56L55 68V70L57 71H55V70H53V68H52V71L50 72V70H48L49 72H48V74L50 73V75H46L45 73L43 74V73H41L42 71L40 70V69H38V68H34L33 67V65L32 64H24V63H21V64H19L20 62L19 61H17L16 59L14 60L13 58L11 59V58H8L7 56H1V58H0ZM19 62V63H18ZM225 62V63H224ZM235 62V63H234ZM160 63H161V65H160ZM166 63V64H165ZM169 64V65H168ZM170 64H171V66H170ZM212 64V63H211ZM217 64V65H216ZM229 64V65H228ZM167 65V66H166ZM230 65H232V67L230 66ZM234 65V66H233ZM170 66V67H169ZM178 69H176V68ZM225 67V68H224ZM229 67V68H228ZM231 67V68H230ZM236 67V68H235ZM244 67H246L245 69H243ZM48 68V67H47ZM174 70H173V69ZM224 68V69H223ZM232 68H234V71H237V72H234L233 71V73L234 74H236V73H238V72H241V73H238V75L236 74V75H234V74H232V71H231V69ZM183 69V70H182ZM223 69V70H222ZM237 69V70H236ZM243 69V70H242ZM37 70V71H36ZM163 70V71H162ZM230 70V71H229ZM242 70V71H241ZM36 71V72H35ZM38 71H41V72H38ZM79 71H81L80 73H79ZM39 74H38V73ZM60 72V73H59ZM86 72V73H85ZM181 72V73H180ZM184 72V73H183ZM226 72H229V74L228 73H226ZM244 72V71H243ZM42 75H41V74ZM52 73V74H51ZM94 73V74H93ZM98 73V74H97ZM231 73V74H230ZM66 74V75H65ZM92 74V75H91ZM226 74V75H225ZM228 74V75H227ZM51 75L52 76H54V77H51ZM70 77H69V76ZM71 75H72V77H71ZM82 75V76H81ZM95 75V76H94ZM100 75V76H99ZM178 75V76H177ZM184 75V76H183ZM210 76V77H212V78H216V80H214L213 79V81H215V82H212V83H209L210 85H209V94L207 95H205L206 97H207V99L209 100H207L206 99V97L205 96H203V94L204 93H200L201 92V84L200 83H202L203 84V82L202 81H204V79L205 78H203V77H206V76ZM222 75V76H221ZM226 77H225V76ZM241 75V76H240ZM244 75V74H243ZM59 76V77H58ZM65 76H67V77H65ZM99 78H98V77ZM174 76V77H173ZM208 76V77H209ZM64 77V78H63ZM83 77V78H82ZM90 77V78H89ZM91 77H96V78H98V79H100V84L101 83H104L103 81H105V83L106 84H102V85H93V83H92V85H91V83L89 82V80H91ZM105 77V78H104ZM106 77H107V79H106ZM166 77V78H165ZM169 77V78H168ZM178 79H177V78ZM181 77V78H180ZM221 79H220V78ZM238 77H240L239 79H237ZM69 78V79H68ZM103 78V79H102ZM171 78V79H170ZM176 80H175V79ZM68 79V80H67ZM89 79V80H88ZM167 79V80H166ZM174 79V80H173ZM203 79V80H202ZM237 80V81H236ZM240 80V82L238 83V81ZM88 81V82H87ZM107 81V82H106ZM221 81V82H220ZM225 81V82H224ZM166 82H167V84H166ZM205 82V81H204ZM221 83H223V84H221ZM229 83V84H228ZM234 83H235V85H234ZM163 84V85H162ZM205 84V83H204ZM203 84V85H204ZM208 83H206V85H207ZM226 86H225V85ZM205 85V86H206ZM223 85V87L221 88V86ZM227 85H228V87H227ZM92 88H91V87ZM168 86V87H167ZM96 87V88H95ZM162 87V88H161ZM164 87V88H163ZM199 87V88H198ZM204 87V86H203ZM213 87V88H212ZM236 87H237V85H236ZM68 89V90H67ZM160 89V90H159ZM189 89V90H188ZM199 89V90H198ZM213 91H212V90ZM226 89H227V91H226ZM101 90V91H100ZM103 90V91H102ZM159 90V91H158ZM164 90V91H163ZM194 90V91H193ZM226 92H225V91ZM0 91H1V89H0ZM70 91V92H69ZM110 91V90H109ZM142 91V90H141ZM212 91V92H211ZM224 91V92H223ZM196 92V93H195ZM244 92H246V91H244ZM244 92H242V93H244ZM102 93V94H101ZM105 93V94H104ZM159 93H160V95H159ZM165 93V94H164ZM199 93L201 94V95H199ZM211 93H213V94H211ZM220 93H222V94H225L226 95V98H224L225 97V95H222V94H220ZM240 93V92H239ZM108 94H110V95H108ZM147 94V95H146ZM111 95H113V97L111 96ZM142 95H145V96H142ZM172 95V96H171ZM180 95V96H179ZM189 95V96H188ZM191 95V96H190ZM196 95H198V97L199 96H202V97H199V98H204L205 97V101L204 102H207V104L205 103H203V99L202 100H200L199 102H197L198 100H193V98H195L196 97ZM211 95H212V97H211ZM215 95V96H214ZM218 95H219V98H221V99H219L218 100ZM240 95V96H239ZM247 95V94H246ZM152 96V97H151ZM156 96H157V94H156ZM170 96V97H169ZM192 96H195V97H192ZM216 96H217V98H216ZM220 96H222V97H220ZM248 96V97H247ZM247 96H245V94H244V96H243V94H238L237 95V100H239L238 101V103L240 104V107H242V104H243V106H245V107H247V108H254L255 110H254V112H253V116H252V118H254V122L253 121H251L252 119H250V120H248V116H250V115H247L246 117V123H245V118H244V120L242 121L243 122V124H244V126H243V129H244V127L245 128H247V130H245L244 129V131L242 130L241 132L239 131L240 129H241V127L242 126H240L241 125V123H239V124H237V126L236 125H234V127L236 128V130H235V128L232 126L231 128H230V130L229 131H231V129H232V133L231 132H228L227 134H228V136L229 135H231V134H234V135H236V133L238 134L239 132V134H241L242 132H243V134H241V135H243L242 137H244L243 138V140L241 141V142H243V143H241V144H239L240 145V147H241V150L239 149V148H237V150H235L236 152H237V154H239L241 157H239L240 159L242 158L244 161H246V160H251V159H254L253 161H255L256 163H258V164H260V166H264V160H262L263 158H264V99H259V101H258V104L256 105V103H255V101H253V99H252V102H254V103H250V96L249 95H247ZM263 97H264V95H262ZM37 97H39L38 95H37ZM56 97V98H55ZM150 97V98H149ZM180 97V98H179ZM184 97V98H183ZM188 97V98H187ZM214 97V99L216 100V102H214V99H212ZM74 98V99H73ZM113 98V99H112ZM153 98V99H152ZM158 98V99H157ZM9 99V98H8ZM11 99V98H10ZM69 99V100H68ZM129 99V98H128ZM155 99V100H154ZM195 99H198L197 97L195 98ZM247 99V100H246ZM118 101V102H116V101ZM130 100V99H129ZM170 100V99H169ZM194 101V103H193V101ZM213 100V101H212ZM263 100V101H262ZM8 101H12V99L11 100H8ZM7 101V102H8ZM126 101V102H125ZM136 101V100H135ZM153 101V102H152ZM160 101V102H161ZM180 101V102H179ZM182 101H183V103H182ZM221 101V102H220ZM260 101H262L261 103H260ZM6 102V103H7ZM59 102V103H58ZM159 102V105H161L162 107V109L164 110V106L165 105H162V103H160ZM166 102H167V104H166ZM171 102H173V100H171ZM187 102V101H186ZM195 102H197V103H195ZM212 102H214L213 104H212ZM120 103V104H119ZM134 103V104H133ZM194 104V106H193V104ZM208 103H209V105H208ZM216 103V104H215ZM237 103V102H236ZM250 103V104H249ZM143 104V103H142ZM141 103L139 104V105H142ZM143 104V105H144ZM149 103H147L146 105L149 107V105H148ZM192 104V105H191ZM213 105V108H212V105ZM230 104V103H229ZM238 104V105H239ZM248 104H249V106H248ZM254 104V105H253ZM10 106L11 104L10 103H7L6 104V106ZM123 105V106H122ZM134 105V106H133ZM145 105V107H146V109L147 110H149V108H147V106ZM185 105L183 106L184 108H186L185 107ZM195 105H196V107H195ZM206 107H205V106ZM223 105H221V106H223ZM251 105V106H250ZM137 106V107H136ZM172 106V107H171ZM198 106V107H199ZM226 106H228V109H227V111L228 112H230V111H232L233 112V109H234V107H231V105H230V107L231 108H229V105H228V103L226 104ZM225 106V107H226ZM254 106V107H253ZM21 107V109H24V107L23 106H20ZM19 107V108H20ZM131 107V108H132ZM144 107V106H143ZM145 107L144 108H140V110H141V112H142V109H145ZM151 107H150V111L151 112H154L155 113V110L154 111H152L151 110ZM209 107V108H208ZM215 107V108H214ZM219 107H220V105H219ZM244 107V108H245ZM76 108V109H75ZM173 108V109H172ZM175 108V109H174ZM208 108V109H207ZM212 109V110H209V109ZM221 108V107H220ZM223 108H224V106H223ZM227 108V107H226ZM2 108H0V211H2V213L0 212V215H1V219H3V220H5L6 221V224H5V226H4V228H2V229H4V230H2L1 232H4V233H6V234H8V236L6 235V234H4V237H5V235H6V237H8L9 238V240H11V241H13V242H15V239H16V244L18 243V245H20L19 244V242L23 245V249H24V246H25V250L24 251H27L28 252V254H30V255H26V260H19V263L16 261V263L17 264H33L34 262V264H39V263H41V264H74V263H76V264H85V261L83 260V259H81V257H77L76 259H74L75 257L73 256V252L71 251V250H69V249H65V248H63V246H61L62 244V241H61V243H60V241L57 243V245H56V243H53L52 245H51V251H41V250H36V247H37V245L36 246H34L36 243H34V240H35V233H37V230H38V225L37 224H40V223H38L37 221H36V219H35V215H30L31 213L30 212H32L33 211V213H37V212H34V210L36 209V207H38V211H39V208H40V206H33L34 207V210L32 209V207H31V209H30V206L31 205H27L30 201H26V199H28V200H31V202H33V199L37 202V200H39L38 202H40V201H42L43 199V208L42 209H44L45 208V206H46V202H47V199L48 200H55L56 201V199H57V201H56V203L55 204H58V206H60V207H62V206H65V207H63V208H68V210H65V211H68L69 213L76 207V206H78V203L79 202H82L81 204H82V206L84 205V204H89L90 203V205L92 206V213L90 212V214H91V216H92V214H93V216L94 217H99V219L101 218V220L102 219H104L105 221L107 220H110V221H108V223H110L111 225H112V223L115 221L116 222V225L117 226H123V222L125 223V225H127V227H132L131 229L132 230H134V232H135V230H136V232H137V235H138V233L139 234H141L140 232H142V234L141 235H139V237H144V233L145 232H143L144 230L146 231H148L149 229H150V226L149 225H154V223H152V221H154V219L156 220V223H155V225H154V227L155 226H157L158 225V222L160 223V219H161V221H163V219L165 218V216H166V218H171V221H174V222H176V221H178L179 220V217H180V214L182 213V211H183V213H185L184 211H186L187 209V207H189L190 205L189 204H191V203H207V202H209V203H211V202H222V201H226V202H228V198L230 199V200H232L233 201V199H234V197H233V195H235V193H238L237 195H235V199H234V201H233V204H235L236 202H238L240 205H236V206H238V207H240V209H241V212L243 211L242 209V207H244V209L246 210V208H247V210H246V212L248 211V213H249V210H251L252 211V209H248V207H250V208H252V206L254 207L253 208V210L254 211H256V213H257V210H259L258 212H260V210H261V208L260 207H264V206H262L263 204H264V176H263V174H264V170L263 169H261L262 171H263V173H262V171L259 173L257 170L256 171H253V172H251V173H253V174H251L250 172L249 173H247L244 169H245V167H243V166H245L244 164H245V162L244 161H242V160H240V159H238L237 157H236V160L234 161V158H232L233 156H231V157H229L228 159H230L231 161H229L228 159V161L226 160H223V162H224V164L222 163L221 164V166L219 167V165L218 166H215V168L213 167H211V169H209L210 171H208L207 170V172H206V174L207 175H203L204 173H201L200 174V177H198L196 180H193V183H192V180H190V182H189V179H182L181 180V178L180 179H178L177 178V175L178 174H180L178 171H177V167H174L173 168V166H176L178 163V159L179 158H181V156L182 155H180L181 153V150L183 149V148H185L182 144H184V143H181V145L183 146L182 147V149L180 150L179 149V147L181 146H179V143H178V145H175L174 143H176V142H173L172 143V145L170 144V143H168V144H170L169 146H166V144L165 143H161L160 144V146H163V144H164V146L162 147L163 149H159L160 148V146L158 147V152H155L156 154H154L155 155V157H154V160H153V162H150V163H152L151 165H150V163L146 166V168L144 169L143 167V169L141 168V165H139V163H137L138 165H135L136 164V162L138 161L137 160V157H134V156H132L130 153L128 154L127 152H124L123 150H121V152L119 151L120 149H117V147H116V145L115 144H113L114 142H112V141H110L109 139H107L105 136H103V135H100V136H98V134H96V135H93L92 136V138L91 137H88V139H86L85 141H83V142H81V143H75V144H67V145H65V146H63L62 148H54L53 150L52 149H49V154L46 152V151H43V149H41L40 148V151H39V149L37 148V147H35V152L36 153H41V154H39L38 153V155L37 154H32V152L30 151L31 149V147L33 146V144L35 143V141H36V139L34 138L35 136H36V134L38 135V134H40V137L42 136L41 135V133H38V132H40L41 130V128H43L44 127V125H42L40 122H37V126L35 127V126H29L28 124H24V123H22V122H20L14 115H12L11 113L9 114V113H7L6 114V112L4 111V109H2ZM169 109V110H170ZM187 109H188V107H187ZM189 109V110H190ZM197 109V110H198ZM207 109V110H206ZM218 109V112H220L219 114L218 113H216L217 110ZM138 110V109H137ZM139 110V111H140ZM168 110V113L171 111H169ZM236 110V109H235ZM146 110H144V112H145ZM216 111V112H215ZM226 111V112H227ZM176 112V111H175ZM178 112V111H177ZM197 112V111H196ZM212 112V113H211ZM214 112H215V114H214ZM228 112H227V114H225L224 116L226 117V119H223V120H228ZM125 113V112H124ZM148 113V112H147ZM164 113V112H163ZM171 113H169V114H171ZM134 114V115H133ZM168 114V115H169ZM199 114V113H198ZM210 114H212V115H210ZM217 114H218V116H217ZM254 114H255V117H257V118H255L254 117ZM210 115V117L211 118H209L208 116ZM66 116V117H65ZM145 116V115H144ZM144 116H142V115H140V117H142V119H150V121H153L151 118H154V117H151L150 118V116H147V118H143ZM152 116V115H151ZM203 116V115H202ZM224 116H223V118H224ZM10 117V118H9ZM13 117V118H12ZM64 117V118H63ZM198 118H200L201 119V117L198 115L197 116ZM207 117L209 118L208 120H207ZM242 117L243 116H241L240 117V119H242ZM251 117V116H250ZM198 118H196V122L198 121V123H201L205 118L204 117H202V119H201V122H199L200 121V119H198ZM218 118H216V122H213L212 120V122L210 121L209 122V125L211 126L212 124H214L215 123V125H212V126H216L217 124H218V121H220ZM38 119L40 120V117H38ZM111 119H109L108 117H102L101 119H99V122L97 123V127H99L100 129H103V128H105V127H107V128H109L108 126H110V127H112L113 125H111V124H113V123H111V121H110ZM218 120V121H217ZM223 120L222 121H220V123L221 122H223ZM102 121V122H101ZM249 121H250V123L251 122H253V123H249ZM263 121V122H262ZM153 122H155V121H153ZM204 122H205V120H204ZM156 123V122H155ZM203 123V122H202ZM210 123H212V124H210ZM217 123V124H216ZM224 123V122H223ZM103 124V125H102ZM248 125L247 127H246V125ZM252 124H253V126H252ZM203 125V124H202ZM202 125H200V124H198V126L199 127H197V128H201L202 129ZM222 125V124H221ZM220 125V126H221ZM251 125V126H250ZM259 125V126H258ZM263 125V126H262ZM6 126V127H5ZM28 126H29V131H28ZM225 126V125H224ZM223 126V127H224ZM250 126V127H249ZM10 127V128H9ZM12 127V128H11ZM15 127V128H14ZM24 127L25 128H27V129H24ZM205 126H203V128H204ZM208 127V126H207ZM239 127V128H238ZM249 127V128H248ZM31 128V129H30ZM251 128V129H250ZM5 131H4V130ZM33 129H34V131L37 129V133L36 132H34L33 131ZM39 129V130H38ZM53 129V130H52ZM257 129V130H256ZM234 130V131H233ZM256 132H255V131ZM32 131L34 132V134L32 133ZM228 131V130H227ZM7 132V133H6ZM28 132V133H27ZM52 132V133H51ZM234 132V133H233ZM245 132V133H244ZM3 133V134H2ZM9 133V134H8ZM25 133V134H24ZM231 133V134H230ZM247 133V134H246ZM257 133L259 134V135H257ZM6 134V137L7 136H9V137H7V139H5L4 141H2L1 139H3V137H5L4 135ZM238 134V137H237V135L235 136V138L237 137V138H240V140H241V135H239ZM257 135V136H256ZM31 136V137H30ZM95 136H96V138H95ZM232 136V135H231ZM250 136V137H249ZM17 137V138H16ZM251 138H253V139H251ZM35 139V140H34ZM91 139V140H90ZM107 139V140H106ZM249 139V140H248ZM30 140V141H29ZM252 140V141H251ZM257 141V142H255V141ZM56 141H57V139H56ZM98 141V142H97ZM250 141V142H249ZM18 142V143H17ZM20 142V143H19ZM87 142V143H86ZM92 142V143H91ZM104 142V143H103ZM249 142V143H248ZM95 143V144H94ZM245 143H247V144H245ZM253 143H255L254 145H252ZM245 144V145H244ZM249 144H250V148H249ZM15 145V146H14ZM105 145V146H104ZM185 145V144H184ZM243 145V146H242ZM252 145V146H251ZM256 145V146H255ZM5 146V147H4ZM14 146V147H13ZM31 146V147H30ZM177 146V147H176ZM261 146V147H260ZM57 147V146H56ZM115 147V148H114ZM171 147V148H170ZM174 147V148H173ZM187 147V146H186ZM252 147V148H251ZM23 148V149H22ZM95 148H96V150H95ZM60 149V150H59ZM69 149V150H68ZM77 149V150H76ZM186 149V148H185ZM185 149H183V150H185ZM239 149V150H238ZM243 149V150H242ZM249 149H251V150H249ZM157 150V149H156ZM162 150V151H161ZM165 150V151H164ZM177 150H180V151H177ZM182 150V151H183ZM261 150H262V152H261ZM3 151V152H2ZM57 151H59V152H57ZM245 153H244V152ZM9 152V153H8ZM75 152V153H74ZM184 152V151H183ZM261 152V153H260ZM92 153V154H91ZM55 154V155H54ZM67 154V155H66ZM86 154V155H85ZM90 154V155H89ZM179 154V155H178ZM4 155V156H3ZM36 155V156H35ZM64 155V156H63ZM89 155V156H88ZM170 155V156H169ZM172 155H174V158L172 157ZM260 155V156H259ZM238 156V155H237ZM245 156V157H244ZM2 157V158H1ZM8 157V158H7ZM17 157V158H16ZM130 157V158H129ZM132 157V158H131ZM245 159H244V158ZM258 157H260V158H258ZM15 160H14V159ZM134 158V159H133ZM135 158H136V160H135ZM247 158V159H246ZM7 159V160H6ZM28 159V160H27ZM37 159V160H36ZM81 159V160H80ZM174 159L176 160L175 161V163H174ZM18 160V161H17ZM27 162H26V161ZM75 160V161H74ZM85 160V161H84ZM99 160H101L104 164H106V165H100V166H96L95 167V162L96 161H99ZM128 160V161H127ZM257 160V161H256ZM262 160V161H261ZM3 161V162H2ZM84 161V162H83ZM125 161H127V162H125ZM133 161V162H132ZM180 161V160H179ZM233 161L236 163L235 165H233L234 163H233ZM239 161H242L244 164H241V162H238ZM15 162V163H14ZM19 162V163H18ZM111 162V163H110ZM115 162V163H114ZM135 162V163H134ZM247 162V161H246ZM260 162H262V163H260ZM120 163V164H119ZM156 163V164H155ZM177 163V164H176ZM10 164V166H8ZM90 164V165H89ZM129 164V165H128ZM174 164V165H173ZM220 164V163H219ZM237 164H239V165H242V167L241 166H239V165H237ZM2 165V166H1ZM13 165V166H12ZM15 165V166H14ZM25 165V166H24ZM29 165V166H28ZM86 165V171H82L81 172V170L84 168V166ZM155 165H157V166H155ZM3 166H6L5 168L3 167ZM8 166V167H7ZM52 166V167H51ZM80 166V167H79ZM89 166V167H88ZM138 166H140V167H138ZM153 166V168H154V170H153V168H152V170H150L151 169V167ZM237 166L240 168H237ZM37 167V168H36ZM55 167V168H54ZM74 167V168H73ZM79 167V168H78ZM145 167V166H144ZM157 167V168H156ZM25 168V169H24ZM78 168V171H77V173H78V175L77 174H74V176H73V174L72 173H74V171L76 170ZM101 168V169H100ZM141 168V169H140ZM148 168V169H147ZM242 168H244L243 170L244 171H241V172H238L239 170H241ZM50 169V170H49ZM65 169V170H64ZM110 169V170H109ZM112 169H114V170H112ZM117 169V170H116ZM141 170V172H140V170ZM147 169V170H146ZM156 169V170H155ZM214 169V170H213ZM238 169V170H237ZM91 172H90V171ZM99 170V171H98ZM103 170H105V172L103 171ZM108 170V171H107ZM138 170V171H137ZM158 170H159V172H161V173H159L158 172ZM166 171V172H164V173H166V174H162V172L163 171ZM237 170V171H236ZM259 170V169H258ZM65 171V172H64ZM89 171V172H88ZM102 171V172H101ZM107 171V172H106ZM116 173H115V172ZM128 173H127V172ZM145 171H146V173H145ZM156 171V172H155ZM235 171L237 172L236 174H235ZM63 172V173H62ZM76 172V171H75ZM102 174H101V173ZM105 174H104V173ZM118 172V173H117ZM124 172V173H123ZM210 172V173H209ZM242 172H246L247 174H245V173H242ZM254 172H255V175H254ZM256 172H258V173H256ZM92 173V174H91ZM106 173H107V175H106ZM122 175H121V174ZM142 173H144V174H142ZM11 174V175H10ZM88 174V175H87ZM124 174H125V176H126V178H127V176H128V178H137L138 177V181L135 179H132V180H134L135 181V183H136V181L140 184V185H142L141 187H140V189L141 188H147V189H143V190H137V189H134L133 187L135 186V184H132V183H134V182H132V180H131V184H130V186L127 188L126 187V185L122 182V180H121V178H120V176H124ZM130 174V175H129ZM135 176H134V175ZM146 174V175H145ZM162 174V175H161ZM242 174V175H241ZM248 174H250V176L248 175ZM2 175V176H1ZM7 175V176H6ZM71 175H72V177H74V178H70L68 181H65L66 180V178H69V177H71ZM120 175V176H119ZM158 175H160V176H162V178H159L158 177ZM183 176H184V173L182 174ZM247 175V176H246ZM19 176V177H18ZM23 176V177H22ZM29 176V177H28ZM56 176V177H55ZM67 176H69V177H67ZM77 176V177H76ZM86 176H88V177H86ZM90 176V177H89ZM139 176H141V178H139ZM151 176H152V178H151ZM164 176V177H163ZM203 176V177H202ZM241 176H244V177H242L241 178ZM54 177V178H53ZM83 177V178H82ZM151 179H149V178ZM155 177V178H154ZM158 177V178H157ZM205 177V178H204ZM31 178V179H30ZM64 178V179H63ZM92 178H93V180H92ZM98 178H100L99 180H98ZM116 178V179H115ZM145 178V179H144ZM201 178V179H200ZM212 178V179H211ZM61 179V180H60ZM62 179H63V181H62ZM86 179V180H85ZM89 179V180H88ZM103 179L105 180V182L103 181ZM112 179V180H111ZM115 179V180H114ZM120 179V180H119ZM142 179V180H141ZM148 179V180H147ZM200 179V180H199ZM19 182H18V181ZM44 180V181H43ZM53 180V181H52ZM74 180H78V181H74ZM92 180V181H91ZM96 180H98V181H96ZM107 180H108V182H107ZM142 181V184L140 183L141 181ZM148 182H147V181ZM20 181H21V183H20ZM40 181V182H39ZM50 181V182H49ZM59 181L61 182V183H63V184H59ZM70 181H71V183H70ZM74 181V182H73ZM80 181V182H79ZM96 181V182H95ZM113 183H111V182ZM115 181V182H114ZM121 181V182H120ZM123 181H126V180H124L123 179ZM195 181V182H194ZM9 182V183H8ZM15 182V183H14ZM35 182V183H34ZM43 182H46V183H43ZM64 182H66V185H64L65 183ZM79 182V183H78ZM90 182V183H89ZM95 182V183H94ZM109 182H110V184H109ZM166 182V183H165ZM23 183H25V184H23ZM28 183V184H27ZM50 183V184H49ZM57 183H58V185H57ZM75 183V184H74ZM80 183H82V186H81V184ZM84 183H85V185H84ZM98 183H102L101 185H99ZM104 183V184H103ZM126 183V182H125ZM145 183V184H144ZM162 183V184H161ZM182 183H184V184H182ZM205 183V184H204ZM240 183V184H239ZM242 183V184H241ZM247 183V184H246ZM249 183H250V185H249ZM6 184V186H9V187H6V186H4ZM14 184V185H13ZM19 184V185H18ZM23 184V185H22ZM44 184V185H43ZM49 184V185H48ZM77 184V185H76ZM91 184V185H90ZM122 184V185H121ZM138 184V186H140ZM21 185L22 186H27V187H31V185H32V187L31 188H33L34 189V191H35V193L34 194H29V193H22L21 191L19 192V188H21ZM51 185H53V186H51ZM75 185V186H74ZM94 185V186H93ZM99 185V186H98ZM117 185V186H116ZM125 185V186H124ZM129 185V184H128ZM134 185V186H133ZM143 185H144V187H143ZM162 185V186H161ZM206 185V186H205ZM20 186V187H19ZM35 186V187H34ZM45 187V189H44V187ZM47 186V187H46ZM58 186V187H57ZM60 186V187H59ZM78 186H79V188H78ZM88 186V187H87ZM93 186V187H92ZM133 186V187H132ZM137 186V184H136V186L135 187H137L138 189H139V187ZM148 186V187H147ZM6 187V188H5ZM69 187H71L70 189H69ZM88 189H87V188ZM90 187H91V189H90ZM96 187H104V189H108V191L111 193V195L109 194V192H108V194L110 195V198H108V195L106 196V195H104L105 193L107 194V192L106 191H104L103 193H101V196L99 197V198H101L102 196H105L104 198H101L100 200H98L99 198H97V200H98V202H96L97 200H95V197H94V195H93V191H95L97 188ZM108 187V188H107ZM121 187V188H120ZM124 187V189H122ZM166 187V188H165ZM207 187V188H206ZM9 188V189H8ZM11 188H13V189H11ZM17 188V189H16ZM49 188V189H48ZM50 188H51V191H50ZM53 188V189H52ZM62 188V189H61ZM75 188H78V189H83V193H85V191L87 192V195L89 194V192H91V196H89L91 199H89V200H82V201H80L79 200V198H77L79 195V190L78 189H75ZM163 188V189H162ZM240 188V189H239ZM11 189V190H10ZM36 189H37V194H36ZM41 189V190H40ZM50 191H48V190ZM71 189H72V191H71ZM86 189V190H85ZM127 189V190H126ZM132 189V190H131ZM13 190V191H12ZM14 190H16V191H14ZM47 190V191H46ZM67 190H69L68 192H67ZM73 190H77V197L74 195V193H75V191H73ZM89 190H91V191H89ZM131 190V191H130ZM146 190H149L148 192H157V194L158 195H149L148 193L146 194V193H141V192H145ZM41 191V192H40ZM63 191H65L64 193H63ZM89 191V192H88ZM135 191V192H134ZM163 191H165V192H163ZM74 192V193H73ZM80 192H81V190H80ZM121 192H123V193H121ZM232 192V193H231ZM50 193V194H49ZM72 195H70V194ZM120 193V194H119ZM125 193V194H124ZM227 193V194H226ZM15 194V195H14ZM60 194L62 195V196H60ZM68 194H69V196H68ZM103 194V195H102ZM114 194H118V195H121V194H123V196L124 195H127L128 196V194H129V197L131 196V198L132 199H130V201L127 199V201H129V202H127V201H122V200H124V198H121L120 196L118 197V196H114ZM131 194V195H130ZM146 194V195H145ZM229 194V195H228ZM230 194H232V195H230ZM240 194V195H239ZM18 195V196H17ZM39 195V196H38ZM41 195V196H40ZM51 195V196H50ZM56 197H55V196ZM114 196L113 198L111 197V196ZM180 195V196H179ZM3 196V197H2ZM17 196V197H16ZM22 196H24V197H22ZM28 196V197H27ZM30 196V197H29ZM50 196V197H49ZM58 196V197H57ZM75 196V197H74ZM122 196V195H121ZM142 196V197H141ZM146 196V198H144ZM227 196V197H226ZM232 196V197H231ZM241 196V197H240ZM20 199H22L23 201L25 200L26 201V207H29V208H26V209H28V211L26 210V209H24L25 208V206H24V208L22 207V206H17V208H15V210H13L12 208H14V206L16 207V205L18 204L17 203V201H18V199L19 198ZM43 197V198H42ZM107 197V198H106ZM157 197V198H156ZM253 197V198H252ZM51 198V199H50ZM52 198H54V199H52ZM61 198V199H60ZM74 198H76V199H74ZM117 198V199H116ZM151 198V199H150ZM216 200H215V199ZM19 199V200H20ZM60 201H59V200ZM88 199V198H87ZM105 199V200H104ZM106 199H108V200H110L111 202H109L108 200H106ZM113 199V200H112ZM125 199V200H126ZM134 199H136L137 201L139 200V203L141 202V203H144V205H145V207H144V205L143 204H141L140 206L138 205V208L137 207H134L135 206V204H134V202H136V200L134 201ZM191 199V200H190ZM203 199V200H202ZM220 199V200H219ZM248 199H250V200H248ZM46 200V201H45ZM75 200V201H74ZM93 200V201H92ZM95 200V201H94ZM119 200V201H118ZM142 200L144 201V202H142ZM193 200V201H192ZM243 200H244V202H246L245 203V205H244V202H243ZM253 200V201H252ZM16 202V205H12V203L13 202ZM45 201V202H44ZM84 201H85V203H84ZM89 201V202H88ZM102 201H103V203H102ZM105 201H107L106 203H105ZM117 201V202H116ZM134 201V202H133ZM192 201V202H191ZM207 201V202H206ZM232 201H229L230 202V207H231V204H232ZM54 202V201H53ZM52 202V203H53ZM77 202V203H76ZM94 202V203H93ZM116 202V203H115ZM123 202V203H122ZM133 202V203H132ZM157 202V203H156ZM159 202V203H158ZM190 202V203H189ZM249 202H251V204H253V205H251V206H248V205H250L249 204ZM10 203V204H9ZM42 203V202H41ZM44 203H46L45 205H44ZM70 203V204H69ZM75 203V204H74ZM108 203V204H107ZM112 205H111V204ZM118 203H120V205L118 204ZM154 203V204H153ZM189 203V204H188ZM222 203H224L225 204V202H222ZM238 203H236V204H238ZM15 204V203H14ZM32 204H34V203H32ZM55 204H52V206L54 205L55 206ZM60 204V205H59ZM66 204V205H65ZM80 204V203H79ZM81 204H80V206H81ZM101 204V205H100ZM110 204V205H109ZM147 204V205H146ZM156 204V205H155ZM162 204V205H161ZM254 204H255V206H254ZM261 204V205H260ZM18 205H20V204H18ZM35 205V204H34ZM73 205H75V206H73ZM95 205V206H94ZM97 205H99V206H97ZM106 205H108V206H106ZM114 205V206H113ZM132 205V206H131ZM160 205V206H159ZM226 205V204H225ZM241 205H242V207H241ZM50 206V204H48V207ZM53 206V207H54ZM57 206V205H56ZM57 206V207H58ZM86 206V205H85ZM91 206H90V208H91ZM100 206L102 207V208H100ZM106 206V207H105ZM111 206V207H110ZM128 206V207H127ZM185 206V207H184ZM227 206V205H226ZM233 206V205H232ZM235 206V205H234ZM257 206V207H256ZM260 206V207H259ZM20 207H22V208H20ZM48 207H46L47 208V210H43L44 212H48ZM96 207V208H95ZM108 207V208H107ZM116 207H120V208H117L116 209ZM149 207V208H148ZM204 207V206H203ZM246 207V208H245ZM9 208V209H8ZM19 208V209H18ZM40 208V209H41ZM83 208H85V207H83ZM101 209V212L98 210V209ZM115 209V211H114V209ZM147 208V209H146ZM151 208V209H150ZM185 208V209H184ZM260 208V209H259ZM10 209H12V210H10ZM21 209H24V210H26V212L28 213V214H26V212L25 211H23V210H21ZM50 209H52V207H50ZM105 209V210H104ZM107 209V210H106ZM110 209V210H109ZM118 209H120V212H118ZM126 209V210H125ZM146 211H145V210ZM157 209V210H156ZM16 210H18V211H16ZM37 210V209H36ZM76 210V209H75ZM95 210V212H93ZM113 210V211H112ZM134 210V211H133ZM151 210V211H150ZM177 210V211H176ZM204 208H202L201 209V211H202V213L204 212ZM244 210V211H245ZM14 211V212H13ZM20 211V212H19ZM42 211V210H41ZM41 211H39L38 213H40ZM50 211V210H49ZM104 211V212H103ZM105 211H106V213H105ZM116 211L119 213V214H117L116 213ZM121 211L122 212H124V213H121ZM128 211V212H127ZM141 211V212H140ZM167 211V212H166ZM181 211V212H180ZM200 209H198L197 210V212H196V214H198V216H195V218L198 220L199 218L198 217H201L203 214L200 212ZM24 212V213H23ZM43 213V214H41V216L43 217V216H45L44 218H48L47 216L48 215H45V214H48V213ZM245 212V213H246ZM32 213V214H33ZM98 213V214H97ZM104 213H105V215H104ZM139 213H143V214H139ZM170 213V214H169ZM172 213V214H171ZM243 213V215H245L244 214V212H242ZM247 213V214H248ZM39 214V215H40ZM72 214V213H71ZM81 214V215H80ZM86 214V215H85ZM89 214V213H88ZM87 214V212L86 213H84V215H83V213H79V215H78V217L80 218V216L82 217V215H83V217L81 218V219H84V218H86L87 216H90V214L88 215ZM108 214V215H107ZM131 214V215H130ZM137 214H139V215H137ZM147 214H148V216H147ZM187 213H185V215H186ZM195 214V215H196ZM207 213H206V211H205V213H204V216L206 215ZM246 214V215H247ZM9 215V216H8ZM24 215V216H23ZM28 215V216H27ZM30 215V216H29ZM66 215V217H67V214H65ZM65 215L64 214H59V216L60 217H57L58 219H56V221L59 223H57V229H58V231H57V233H59L60 235H62V238L63 237H67L66 235H64V231H60V230H62V228L60 227V222L62 221V217L64 216L65 217ZM70 215V214H69ZM68 215V216H69ZM114 215H116V216H114ZM119 215L120 216H122L121 218L122 219H120V217H119ZM130 215V216H129ZM134 215H137V216H140L141 218H143V217H145V216H147V217H145V219L143 218V220L148 224V225H143V226H145V228L143 229V226L142 227H138L137 229H136V225L138 226V223H136L134 220H132V217ZM144 215V216H143ZM162 215H163V217H162ZM171 215H172V217H171ZM27 216V217H26ZM84 216H86V217H84ZM110 216H112V217H110ZM160 216H161V218H160ZM192 216H194V215H192ZM7 217V218H6ZM10 219H9V218ZM31 217V218H30ZM105 217V218H104ZM107 217L109 218V219H107ZM20 218V219H19ZM27 218V219H26ZM37 218V217H36ZM78 218V219H79ZM117 218V219H116ZM159 218V219H158ZM175 218V219H174ZM192 218H194V217H192ZM21 219H23V220H21ZM26 219V220H25ZM33 219V220H32ZM112 219V220H111ZM113 219H114V221H113ZM178 219V220H177ZM12 220V221H11ZM25 220V221H24ZM48 220V219H47ZM61 220V221H60ZM100 220V221H101ZM167 219H165L164 221H166ZM170 220V219H169ZM176 220V221H175ZM20 221V222H19ZM23 221V222H22ZM129 221V222H128ZM132 221L134 222V226H133V224H132ZM10 222H11V224L12 225H10ZM18 222V223H17ZM126 222H128L127 224H126ZM7 223H9V225L11 226V228H10V226L9 225H7ZM27 223V224H26ZM34 223V224H33ZM129 223H131L130 224V226H129ZM135 223H136V225H135ZM151 223V224H150ZM113 224H115V223H113ZM162 224V223H161ZM160 224V226L158 225V227H162V225ZM7 225V226H6ZM16 226H18V227H16ZM20 226V227H19ZM116 226V227H117ZM147 226H148V229H147ZM8 227V228H7ZM92 228H90L89 229V231H87V232H85L84 233V235L86 234V233H89V234H86V239L88 238V236H89V238L86 240V241H91L89 244H87V246H90V247H85V248H92V245H93V247H94V244H96V246H97V242H98V244H99V242H100V248L104 245L105 246V251H107L106 250V247H108V248H111L112 250L114 249V247L112 248V244L110 243H103L102 241L104 240V238H101V239H99L100 237H102L101 236V233L99 234V232H100V230L97 232L96 230H98L95 226H91ZM115 226H113V229H115L114 228ZM135 227V228H134ZM15 228V229H14ZM17 228V229H16ZM118 228V227H117ZM141 228H142V230L143 231H141ZM14 229V230H13ZM96 229V230H95ZM163 229H164V227H163ZM7 231V232H6ZM19 231V232H18ZM33 231V232H32ZM36 231V232H35ZM95 233H94V232ZM138 231H140V232H138ZM151 231V229L149 230V232ZM16 232V233H15ZM61 232V233H60ZM63 232V233H62ZM113 232H115V231H113ZM34 233V234H33ZM94 233V234H93ZM148 233V232H147ZM2 234V233H1ZM27 234V235H26ZM30 234V235H29ZM146 234V233H145ZM29 235V236H28ZM64 235V236H63ZM97 236V237H96ZM7 238V239H8ZM15 238V239H14ZM60 238H61V236H60ZM64 238V239H65ZM145 238V237H144ZM27 239V240H26ZM93 241H92V240ZM103 239V240H102ZM142 239V238H141ZM19 240V242H17ZM98 240V241H97ZM100 240V241H99ZM147 240V239H146ZM27 241V242H26ZM30 241V242H29ZM97 241V242H96ZM142 246L143 247H145L146 246V241H144V239H142ZM23 242V243H22ZM26 242V243H25ZM36 242V241H35ZM94 242V243H93ZM103 243V245H102V243ZM239 242V241H238ZM143 243H144V245H143ZM108 246H107V245ZM235 244H236V246H239L238 247V249L240 248V247H243L245 244L244 243H236L235 242ZM261 244L262 245H260V247L262 248H264V242H261ZM22 245H20V246H22ZM64 245V244H63ZM102 245V246H101ZM224 245V243L222 244V246ZM234 243H232V244H230V243H227L226 244V247H228L229 249H227L228 251H227V253H229V254H232V255H230V256H235V258H233V261L235 260L236 262L238 261L239 262V260H238V258H240V257H242V258H245L244 256H242L241 254L242 253H240V252H237V254H236V250L233 248L234 246ZM242 245V246H241ZM52 246L55 248V252H54V248H52ZM95 246V247H96ZM103 246V247H104ZM111 246V247H110ZM147 246H149V244L147 243ZM59 247H60V249H59ZM65 247V246H64ZM102 247V248H103ZM11 248V247H10ZM9 248V249H10ZM36 250V253H35V251L33 250ZM145 248H147V247H145ZM231 248V249H230ZM16 248H14V252H16V251H18V250H15ZM31 249V250H30ZM62 249V250H61ZM85 250L84 252L85 253H87V251L88 250ZM93 249V248H92ZM95 249V248H94ZM111 249L110 250H108V251H110V254H112L115 250H113L112 252H111ZM237 249V248H236ZM11 250V249H10ZM9 250V251H10ZM30 250V251H29ZM230 250V251H229ZM240 250V249H239ZM12 251H13V248H12ZM12 251L10 252V254H12ZM32 251H34V252H32ZM107 251V252H108ZM7 252V251H6ZM5 252V253H6ZM13 252V255L15 254ZM39 252V253H38ZM47 252H48V254H47ZM53 252H54V254H53ZM116 252V251H115ZM114 252V253H115ZM4 253V255H5V257H4V255H2L0 258H5L4 260L3 259H1V261H0V264H8V262H9V264H11L12 262V264H16V263H14V259H12V257L10 256V254L8 253V254H5ZM18 253V252H17ZM52 253V257H51V255H50V257H49V254H51ZM84 253V254H85ZM117 253H121V251H119V252H117ZM240 253V254H239ZM255 253V255L253 256V254L252 253H250V257H251V255H252V258H250V259H248L249 257H246L245 259H241L240 258V262H242L241 260H245V263L244 264H260V263H262V262H264V256H262L261 254H260V256H262V257H259V255H257L256 254V252H254ZM33 254V256H31ZM48 256H47V255ZM58 254H60V255H58ZM70 254L72 255V256H70ZM259 254V253H258ZM8 255H9V258H8ZM58 255V256H57ZM83 255V254H82ZM113 255V254H112ZM111 255V256H112ZM117 255V254H116ZM119 255V254H118ZM123 254H121V255H119L118 256V258H116L115 259V262H120V260H123V261H121L119 264H123L124 262V264H141L142 262V264H155V263H153L152 261H148L146 258V260L147 261H142L141 263L139 262V261H137L136 262V259H134V258H132L131 259V257L129 258L128 256H126V254H124V257L122 256ZM240 257H239V256ZM25 256V255H24ZM24 256H22V257H24ZM30 256L31 257H35V258H33V259H35V260H32V258H31V260H30ZM44 256V257H43ZM61 256V257H60ZM125 256H126V258H125ZM237 256H238V258H237ZM256 256V257H255ZM7 257V258H6ZM21 257V258H22ZM42 257V258H41ZM48 259L49 258V260H47L46 258ZM68 257V258H67ZM70 257V258H69ZM121 257V258H120ZM29 260H28V259ZM56 258H58V260L56 259ZM80 258V259H79ZM128 258V259H127ZM228 258H230V257H228ZM24 259V258H23ZM119 261H118V260ZM125 259H126V261H125ZM144 259V260H145ZM256 259V260H255ZM8 260V261H7ZM10 260V261H9ZM47 260V261H46ZM117 260V261H116ZM246 260H247V262H246ZM250 260V261H249ZM40 261V262H39ZM49 261V262H48ZM52 261V262H51ZM56 261V262H55ZM61 261V262H60ZM67 261V262H66ZM77 261V262H76ZM82 261V262H81ZM84 261V262H83ZM256 261V262H255ZM21 262V263H20ZM60 262V263H59ZM123 262V263H122ZM150 262V263H149ZM243 263V262H242ZM86 264H87V262H86ZM100 264H103V263H100ZM263 264V263H262Z\"/></svg>",
    "mask_w": 264,
    "mask_h": 264
}]
</instances>
